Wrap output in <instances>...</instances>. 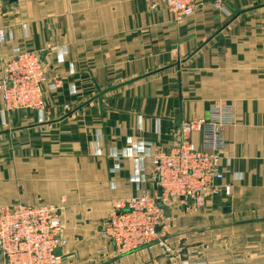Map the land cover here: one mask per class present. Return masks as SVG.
<instances>
[{"label": "crops", "instance_id": "crops-1", "mask_svg": "<svg viewBox=\"0 0 264 264\" xmlns=\"http://www.w3.org/2000/svg\"><path fill=\"white\" fill-rule=\"evenodd\" d=\"M224 6L208 1L178 23L145 0H0L10 36L0 42V83L15 48L39 52L59 82L45 88L43 117L7 110L0 94V206H62L61 264H264V0ZM218 102L235 117L222 161L231 196L167 206L174 227L163 244L106 246L98 232L113 200L157 188L149 171L142 179L135 146L167 148L181 121ZM221 249L223 261L206 253Z\"/></svg>", "mask_w": 264, "mask_h": 264}, {"label": "built area", "instance_id": "built-area-1", "mask_svg": "<svg viewBox=\"0 0 264 264\" xmlns=\"http://www.w3.org/2000/svg\"><path fill=\"white\" fill-rule=\"evenodd\" d=\"M149 8L167 6L178 23L192 16L204 3L212 1L218 12H226L224 0H145ZM0 29V42L6 41ZM50 82L41 54L15 48L5 64L0 94L7 110H31L42 117L47 108L45 88ZM70 109V105H65ZM232 105L213 104L208 116L180 122L177 139L167 148H155L153 142L137 144L142 179L148 171L156 183L154 192L116 198L99 228V238L120 253L160 242L167 235L165 204L180 200L194 208H204L215 198H229L232 188L224 184L222 161L227 149L224 130L234 123ZM200 136L198 142L195 138ZM117 157L118 154H115ZM150 158L147 167L144 158ZM69 243L64 234L62 208L55 203L0 206V264H59ZM105 250V248H103ZM60 251L61 254H58ZM183 264H208L204 261Z\"/></svg>", "mask_w": 264, "mask_h": 264}, {"label": "rangeland", "instance_id": "rangeland-1", "mask_svg": "<svg viewBox=\"0 0 264 264\" xmlns=\"http://www.w3.org/2000/svg\"><path fill=\"white\" fill-rule=\"evenodd\" d=\"M179 202H181L180 200H176V201H169V202H166V204H165V208H164V211H165V215H166V222L168 223V227H167V232H166V234H169L171 231H173V223L171 222V221H169V216H170V213L167 211V209H166V207L167 206H170L171 204H176V203H179ZM61 208H62V206H60ZM202 249V248H201ZM202 252H204L205 250H201ZM184 254H185V256H193V255H198L199 253L196 251H190V250H187V249H185L184 250V252H183ZM206 253H207V255L211 258V260H217V259H219L220 257H222L223 256V251H222V249L221 250H211V251H206ZM203 254V253H202ZM219 260H221V261H223L224 260V258H221V259H219ZM204 262H206V263H208L206 260H204ZM59 264H61V261H60V263Z\"/></svg>", "mask_w": 264, "mask_h": 264}, {"label": "water", "instance_id": "water-1", "mask_svg": "<svg viewBox=\"0 0 264 264\" xmlns=\"http://www.w3.org/2000/svg\"><path fill=\"white\" fill-rule=\"evenodd\" d=\"M177 201H178V200H177ZM224 210H225V211H230V205L228 204V205L225 207ZM57 253H58V254H61L60 251H57Z\"/></svg>", "mask_w": 264, "mask_h": 264}]
</instances>
